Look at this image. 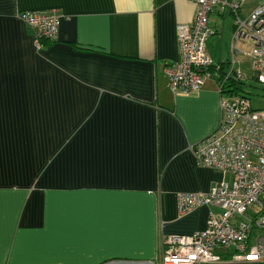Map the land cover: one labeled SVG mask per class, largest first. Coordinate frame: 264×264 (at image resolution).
Listing matches in <instances>:
<instances>
[{"label": "crops", "instance_id": "0c3cea01", "mask_svg": "<svg viewBox=\"0 0 264 264\" xmlns=\"http://www.w3.org/2000/svg\"><path fill=\"white\" fill-rule=\"evenodd\" d=\"M263 1L246 0L238 18ZM195 10L193 0H0V264H157L167 237L200 232L218 212L176 204L221 179L193 156L218 126L219 74L188 95L172 94L165 74L176 27ZM27 11L59 16L55 42L35 47L18 17ZM228 15H209L206 51L241 80L251 44L232 52ZM218 33L229 45L216 50Z\"/></svg>", "mask_w": 264, "mask_h": 264}, {"label": "built area", "instance_id": "2783aa9c", "mask_svg": "<svg viewBox=\"0 0 264 264\" xmlns=\"http://www.w3.org/2000/svg\"><path fill=\"white\" fill-rule=\"evenodd\" d=\"M245 1L193 0L191 24L176 27L178 58L165 68L172 94L195 93L211 76L213 63L206 51L211 13L235 17L231 50H237L239 41L251 44L252 73L264 86V1L241 21L237 12ZM18 17L32 31L37 49L41 41L57 40L59 16L54 11H27ZM219 93L217 129L195 145L193 156L197 167L218 172L221 179L206 192L176 197L179 214L200 206L218 212L209 213L200 232L167 237L157 264H264V115L252 110L244 95L222 93L220 82Z\"/></svg>", "mask_w": 264, "mask_h": 264}, {"label": "rangeland", "instance_id": "374dc122", "mask_svg": "<svg viewBox=\"0 0 264 264\" xmlns=\"http://www.w3.org/2000/svg\"><path fill=\"white\" fill-rule=\"evenodd\" d=\"M246 4V3H245ZM225 19H230L231 17L228 14L224 15ZM239 19L241 21H244L246 18L244 15L239 16ZM231 22V21H230ZM235 24V19H234ZM223 35L218 33L216 36H214L213 39V47L217 49L219 43L223 44L224 46L229 45V43L225 42V40L222 38ZM240 48V46H238ZM250 47L247 46L244 48V51H249ZM239 59L241 60L240 68L242 71V78H241V86L240 88L243 91V95L248 98L250 102V106L252 110L260 111L264 114V86L261 84H258L256 80L254 79V75L252 73L249 59L244 56V53L241 55H238ZM237 57V58H238ZM227 98L229 96H226Z\"/></svg>", "mask_w": 264, "mask_h": 264}, {"label": "trees", "instance_id": "16d2710c", "mask_svg": "<svg viewBox=\"0 0 264 264\" xmlns=\"http://www.w3.org/2000/svg\"><path fill=\"white\" fill-rule=\"evenodd\" d=\"M225 64H220L216 68V66H212L209 68V72H212L213 70L219 74V82L222 83V93H226L229 96H242L244 93L242 89L240 88L241 86V81L239 79H233V78H227L224 80L225 73L223 71V66Z\"/></svg>", "mask_w": 264, "mask_h": 264}]
</instances>
